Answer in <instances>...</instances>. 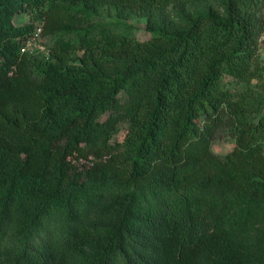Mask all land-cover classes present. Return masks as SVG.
I'll use <instances>...</instances> for the list:
<instances>
[{"label":"trees","instance_id":"1","mask_svg":"<svg viewBox=\"0 0 264 264\" xmlns=\"http://www.w3.org/2000/svg\"><path fill=\"white\" fill-rule=\"evenodd\" d=\"M223 1L140 40L84 0H0V264H264V0Z\"/></svg>","mask_w":264,"mask_h":264},{"label":"rangeland","instance_id":"2","mask_svg":"<svg viewBox=\"0 0 264 264\" xmlns=\"http://www.w3.org/2000/svg\"><path fill=\"white\" fill-rule=\"evenodd\" d=\"M91 8L94 15L93 21H113L116 18L131 23L140 40H148L150 35L147 28L171 30L186 24L188 17L205 15L208 13L221 14L224 10L223 0H196L194 2L182 3L169 8H156L139 5L136 0H84ZM257 24H261V32L258 37L257 60L253 65L254 69L261 68L264 64V11L258 10L255 14ZM29 20L27 14L18 15L16 24H21ZM37 54L47 55L48 49L45 39H39L33 46ZM115 59L103 64L108 75H114L130 64L132 57L129 52L123 51L114 53ZM264 79V76L261 77ZM258 72L252 77L253 82H257ZM263 81V80H262ZM125 131L120 132L121 139ZM234 147L232 140L226 136H219L213 143V149L219 154H226Z\"/></svg>","mask_w":264,"mask_h":264},{"label":"built area","instance_id":"3","mask_svg":"<svg viewBox=\"0 0 264 264\" xmlns=\"http://www.w3.org/2000/svg\"><path fill=\"white\" fill-rule=\"evenodd\" d=\"M41 38H43L42 37V28L40 27V26H38L37 27V32H36V35L33 37V38H31V39H29L28 41H27V43L24 45V47L22 48V51L23 52H26V53H36V52H34V51H36L35 49H34V47L33 46H35V44H36V42L39 40V39H41Z\"/></svg>","mask_w":264,"mask_h":264}]
</instances>
